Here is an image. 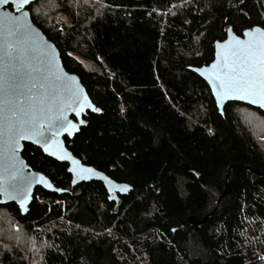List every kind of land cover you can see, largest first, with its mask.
Returning <instances> with one entry per match:
<instances>
[{"label":"trees","instance_id":"trees-1","mask_svg":"<svg viewBox=\"0 0 264 264\" xmlns=\"http://www.w3.org/2000/svg\"><path fill=\"white\" fill-rule=\"evenodd\" d=\"M28 9L100 109L83 115L67 146L134 188L116 200L99 181L73 186L67 163L25 144L28 165L66 192L38 187L26 215L0 204V264H264V112L230 102L220 114L191 70L214 59L229 27L264 28V0H37Z\"/></svg>","mask_w":264,"mask_h":264},{"label":"water","instance_id":"water-1","mask_svg":"<svg viewBox=\"0 0 264 264\" xmlns=\"http://www.w3.org/2000/svg\"><path fill=\"white\" fill-rule=\"evenodd\" d=\"M36 1L29 0L19 11L15 0L0 4V204L15 203L26 215L38 187L58 194L66 192L28 165L22 156L25 144H32L46 156L67 163L73 186L99 181L117 200L119 195H128L134 185L118 182L83 163L66 144L65 138L73 139L84 125L83 115L100 109L90 98L80 77L65 68L57 46L32 20L28 7ZM262 35L264 28L261 26L248 28L242 35L229 27L226 39L215 42L214 59L208 65L191 67L209 85L220 114H224L225 106L230 102L243 103L264 112V107L250 103V98L241 99L239 93L218 95L217 79L227 71L226 58L231 61L234 51ZM33 116L42 117L45 128L51 120V130L43 136L28 133L20 138L17 133L22 122ZM44 137H48L47 141ZM213 213L198 220L197 224L205 222ZM193 219L189 218L190 221Z\"/></svg>","mask_w":264,"mask_h":264},{"label":"snow or ice","instance_id":"snow-or-ice-1","mask_svg":"<svg viewBox=\"0 0 264 264\" xmlns=\"http://www.w3.org/2000/svg\"><path fill=\"white\" fill-rule=\"evenodd\" d=\"M9 0H0V4H8ZM17 11L29 0H15ZM233 59L227 61V69L218 76V95L227 96L230 92L240 94V98H250V103L264 107V35L259 39H251L243 44L238 51L232 53ZM48 128L43 126V118L33 116L30 120L22 122L21 130L17 133L24 138L28 133L43 136L44 132L50 131L52 121H48ZM62 126V125H61ZM47 141L48 137H44ZM85 171H90L85 169Z\"/></svg>","mask_w":264,"mask_h":264},{"label":"rangeland","instance_id":"rangeland-1","mask_svg":"<svg viewBox=\"0 0 264 264\" xmlns=\"http://www.w3.org/2000/svg\"><path fill=\"white\" fill-rule=\"evenodd\" d=\"M62 1V0H61ZM44 5L43 6H46V3H43ZM42 6V5H41ZM41 6H39V9H36V13L40 10V7ZM60 21H62V22H64V21H68V18H67V16L64 14V13H62V12H60L59 14H58V17H57ZM86 66H88V67H90L91 66V63H89V62H87V61H82ZM253 126H255L256 128H258V126H257V124H254ZM260 129V133H258L257 131H258V129H256V132H257V135H258V137H260V140L262 141V142H264V126L263 127H261V128H259ZM264 145V144H263ZM261 258L262 259H264V254H262V256H261Z\"/></svg>","mask_w":264,"mask_h":264}]
</instances>
